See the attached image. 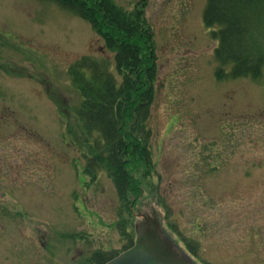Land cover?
<instances>
[{
  "label": "rangeland",
  "instance_id": "obj_1",
  "mask_svg": "<svg viewBox=\"0 0 264 264\" xmlns=\"http://www.w3.org/2000/svg\"><path fill=\"white\" fill-rule=\"evenodd\" d=\"M114 1L141 9L153 32L156 174L140 166L127 214L105 172L81 173L88 145L67 70L90 56L115 73L113 55L51 2L0 0V264H91L96 250L123 249L118 220L133 235L146 217L198 264H264V74L215 78L206 0Z\"/></svg>",
  "mask_w": 264,
  "mask_h": 264
},
{
  "label": "trees",
  "instance_id": "obj_2",
  "mask_svg": "<svg viewBox=\"0 0 264 264\" xmlns=\"http://www.w3.org/2000/svg\"><path fill=\"white\" fill-rule=\"evenodd\" d=\"M40 1L51 2L88 22L113 55L115 73L108 60L82 56L69 66L67 74L81 98L73 117L80 125L78 136L88 145L81 173L94 178L105 172L114 184L120 210L131 214L130 197L140 191V166L156 174L148 124L158 73L151 27L141 9H126L114 0ZM202 21L216 42V79L262 78L264 0H206ZM64 112L61 117L65 118L68 114ZM210 168L218 166L214 163ZM116 227L121 237L128 238L123 249L96 250L90 256L91 264H104L133 246L135 232L131 235L121 228L119 220ZM179 237L196 255L181 233Z\"/></svg>",
  "mask_w": 264,
  "mask_h": 264
},
{
  "label": "water",
  "instance_id": "obj_3",
  "mask_svg": "<svg viewBox=\"0 0 264 264\" xmlns=\"http://www.w3.org/2000/svg\"><path fill=\"white\" fill-rule=\"evenodd\" d=\"M135 232L134 245L105 264H198L183 253L185 251L155 217L140 220Z\"/></svg>",
  "mask_w": 264,
  "mask_h": 264
}]
</instances>
